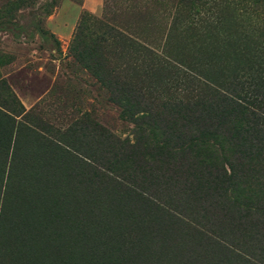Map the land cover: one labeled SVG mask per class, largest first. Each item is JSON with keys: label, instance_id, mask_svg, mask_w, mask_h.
Masks as SVG:
<instances>
[{"label": "rangeland", "instance_id": "rangeland-1", "mask_svg": "<svg viewBox=\"0 0 264 264\" xmlns=\"http://www.w3.org/2000/svg\"><path fill=\"white\" fill-rule=\"evenodd\" d=\"M0 264H264V0H0Z\"/></svg>", "mask_w": 264, "mask_h": 264}, {"label": "trees", "instance_id": "trees-1", "mask_svg": "<svg viewBox=\"0 0 264 264\" xmlns=\"http://www.w3.org/2000/svg\"><path fill=\"white\" fill-rule=\"evenodd\" d=\"M238 101H239V103L242 102L241 100H238ZM234 105H235L236 107H238L239 109L244 110V108H243L244 106L242 107V105H240V104H238V103H235Z\"/></svg>", "mask_w": 264, "mask_h": 264}]
</instances>
